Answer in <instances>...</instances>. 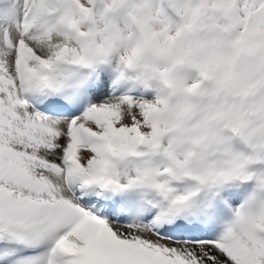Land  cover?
Returning <instances> with one entry per match:
<instances>
[{
    "label": "snow or ice",
    "instance_id": "snow-or-ice-1",
    "mask_svg": "<svg viewBox=\"0 0 264 264\" xmlns=\"http://www.w3.org/2000/svg\"><path fill=\"white\" fill-rule=\"evenodd\" d=\"M0 264H264V0H0Z\"/></svg>",
    "mask_w": 264,
    "mask_h": 264
}]
</instances>
